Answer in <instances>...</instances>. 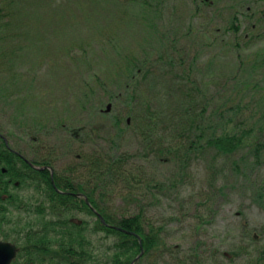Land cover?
Wrapping results in <instances>:
<instances>
[{"label": "rangeland", "instance_id": "obj_1", "mask_svg": "<svg viewBox=\"0 0 264 264\" xmlns=\"http://www.w3.org/2000/svg\"><path fill=\"white\" fill-rule=\"evenodd\" d=\"M117 1L0 0V142L58 174L79 153L128 158L96 197L161 231L140 264H264V0ZM133 57L145 62L134 79ZM234 130L232 155L208 144ZM45 200L29 190L0 220L11 264H29L38 238L25 227L44 222ZM89 239L99 256L116 237Z\"/></svg>", "mask_w": 264, "mask_h": 264}, {"label": "trees", "instance_id": "obj_2", "mask_svg": "<svg viewBox=\"0 0 264 264\" xmlns=\"http://www.w3.org/2000/svg\"><path fill=\"white\" fill-rule=\"evenodd\" d=\"M86 1L92 4H95L94 1L102 3V7L118 4L117 0ZM6 26L8 25L0 24L2 33ZM232 26L236 28L234 23ZM22 36L26 37L25 33ZM84 52L83 48L71 45V55L79 56ZM124 67L134 79L144 70L145 62L134 57L126 58ZM76 134L72 136L78 139ZM240 135L243 134L238 130L225 132L208 144L223 155H232L244 144ZM3 141L2 139L0 142V220L7 221V218L13 217L11 208L18 210L24 203V200L20 199H24V191L41 192L48 199L43 203L50 204L49 209L38 207L36 210L42 215V224L33 223L25 227V231L28 230V235L34 241V235L38 238L33 252L30 253V258L35 264L36 261L44 264H48L47 261H56V264H140L141 260L135 262L134 259L142 250L145 252L142 257L144 258L158 247L161 231L149 224L142 213L132 217H115L102 208L100 199L96 197V190L100 189L101 184L116 181L127 175L128 158L114 153H79L77 162L63 173H55L52 176L50 160H36L42 170H34L19 157L21 153H11ZM5 195H10L11 198L2 199ZM80 215L96 218L97 221L95 224L88 223L85 219L76 222ZM89 234H103L107 239L116 237V240L113 246L106 247L105 255L102 253L98 256L96 253L99 254L103 249L96 248L94 242L90 241ZM52 243L58 244V249L46 247Z\"/></svg>", "mask_w": 264, "mask_h": 264}, {"label": "water", "instance_id": "obj_3", "mask_svg": "<svg viewBox=\"0 0 264 264\" xmlns=\"http://www.w3.org/2000/svg\"><path fill=\"white\" fill-rule=\"evenodd\" d=\"M110 107L108 108V111ZM16 247L7 243H0V264H11L16 258Z\"/></svg>", "mask_w": 264, "mask_h": 264}, {"label": "flooded vegetation", "instance_id": "obj_4", "mask_svg": "<svg viewBox=\"0 0 264 264\" xmlns=\"http://www.w3.org/2000/svg\"><path fill=\"white\" fill-rule=\"evenodd\" d=\"M23 158H24V160L27 162V163H29L32 167L34 166V167H36L35 165H38L35 161V158L34 157H31V158H27L26 156H23ZM40 162V161H39ZM45 168H49V167H45ZM51 168V167H50ZM25 198L23 199V198H20V199H22V200H24L25 201V199H26V197L27 196H24ZM9 198H11L10 196H9ZM8 198V195H5V196H3L2 197V199H4V200H7V199H9ZM24 204V203H23ZM23 204L22 205H20V206H23ZM11 209H13L14 210V208L12 207ZM16 212V211H15ZM19 250V249H18ZM29 262V264H35V262L34 261H32V260H30V261H28ZM50 261H47L46 263H49ZM20 263V262H19ZM21 264H22V262H21ZM36 264H44V263H41V262H38V261H36Z\"/></svg>", "mask_w": 264, "mask_h": 264}]
</instances>
